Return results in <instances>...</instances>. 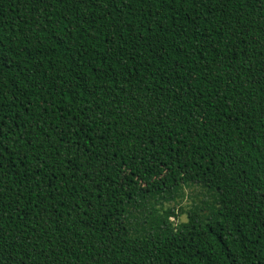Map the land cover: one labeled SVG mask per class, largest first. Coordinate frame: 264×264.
<instances>
[{
    "label": "trees",
    "instance_id": "1",
    "mask_svg": "<svg viewBox=\"0 0 264 264\" xmlns=\"http://www.w3.org/2000/svg\"><path fill=\"white\" fill-rule=\"evenodd\" d=\"M0 264H264V0H0Z\"/></svg>",
    "mask_w": 264,
    "mask_h": 264
},
{
    "label": "rangeland",
    "instance_id": "2",
    "mask_svg": "<svg viewBox=\"0 0 264 264\" xmlns=\"http://www.w3.org/2000/svg\"><path fill=\"white\" fill-rule=\"evenodd\" d=\"M184 200L182 203L175 205V202L166 203L164 205L165 208L175 207V212L178 213V218L172 217V220L175 222L178 221H186L187 213L191 210L192 207H195L199 201L201 200V195H204L206 191L199 186L185 187ZM204 200H207V203L211 202V198L208 195V198L204 197ZM182 206V207H181ZM181 207V208H180Z\"/></svg>",
    "mask_w": 264,
    "mask_h": 264
}]
</instances>
